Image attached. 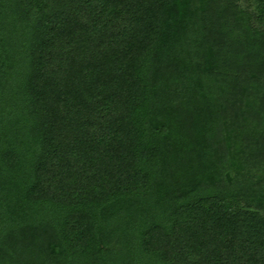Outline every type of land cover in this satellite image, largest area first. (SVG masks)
Masks as SVG:
<instances>
[{
    "label": "trees",
    "instance_id": "16d2710c",
    "mask_svg": "<svg viewBox=\"0 0 264 264\" xmlns=\"http://www.w3.org/2000/svg\"><path fill=\"white\" fill-rule=\"evenodd\" d=\"M256 1L0 0V264H264Z\"/></svg>",
    "mask_w": 264,
    "mask_h": 264
},
{
    "label": "rangeland",
    "instance_id": "374dc122",
    "mask_svg": "<svg viewBox=\"0 0 264 264\" xmlns=\"http://www.w3.org/2000/svg\"><path fill=\"white\" fill-rule=\"evenodd\" d=\"M247 3H250V4H253V5H255V4H257V1L256 0H245ZM256 1V2H255ZM262 18H260L259 19V17L258 16H256L255 18H254V25H257V26H263L264 25V20L262 19Z\"/></svg>",
    "mask_w": 264,
    "mask_h": 264
}]
</instances>
